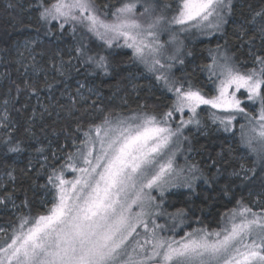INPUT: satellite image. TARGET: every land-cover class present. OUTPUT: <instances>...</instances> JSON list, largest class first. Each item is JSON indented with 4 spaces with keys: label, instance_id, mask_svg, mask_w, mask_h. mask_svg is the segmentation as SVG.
Wrapping results in <instances>:
<instances>
[{
    "label": "snow or ice",
    "instance_id": "6c2138e0",
    "mask_svg": "<svg viewBox=\"0 0 264 264\" xmlns=\"http://www.w3.org/2000/svg\"><path fill=\"white\" fill-rule=\"evenodd\" d=\"M231 8V0H178L174 15L166 19L156 14L153 4H146L137 16L136 0H129L108 20L101 17L94 0H38L36 11L44 25L55 21L61 30L71 25L73 32L76 25H82L109 48L115 44L132 49V59L159 73L156 79L163 81L175 99L163 113L127 117L106 113L90 126L77 153L69 154L65 165L48 176L55 190L51 206L35 217L21 216L12 233H5L0 264H264V216L251 208L234 209L229 226L220 231L194 229L179 240L161 235L157 229L162 231L163 226L154 221L149 229L145 219L152 214L155 200L150 190L159 189L163 196L166 186H178L174 146L185 126L200 123L201 106L227 114L211 113L225 131L237 115L247 118L248 130L240 126V140L264 171V56H255L259 67L248 71H241L226 54L214 56L212 65L206 66L216 77L212 95L190 83L185 87L165 72L172 64L162 62L169 50L160 42V34L169 31V25L179 26V31L220 30ZM256 15L264 18V12ZM258 27L264 35V19ZM121 39L123 45L118 43ZM172 40L178 42V37L173 35ZM77 51L84 54L83 47ZM178 52L175 49L167 60L177 59ZM88 62L107 73L106 56L97 53L88 56ZM241 90L248 101L258 103L257 116L242 106ZM185 110L191 113L187 120L183 119ZM174 112L181 114L175 128L171 126ZM9 150L21 149L17 145ZM65 169L76 173L75 177L66 179ZM9 199L5 196L0 204ZM172 218L183 223V210ZM140 227L148 233L142 240L137 239Z\"/></svg>",
    "mask_w": 264,
    "mask_h": 264
},
{
    "label": "trees",
    "instance_id": "16d2710c",
    "mask_svg": "<svg viewBox=\"0 0 264 264\" xmlns=\"http://www.w3.org/2000/svg\"><path fill=\"white\" fill-rule=\"evenodd\" d=\"M95 1L105 15L107 7L110 14L123 0ZM12 3H16V0H12ZM261 12H264V0H236L226 31L219 37L220 43L230 49L244 71L257 68L259 65L255 56H264V35L258 27L264 18L256 15ZM43 30L42 24L35 25L27 19L25 13L8 7L5 0H0V49L4 61V65L0 66V73L4 71L0 82V103L7 97L11 100V122L3 127L4 133L0 135V171L12 170L14 177L0 187V199L11 197L0 204V222H17V217L12 215L11 211H5L6 207L14 202L20 203L22 212L30 216L47 211L44 192L51 185L48 182L50 174L44 166L43 158H47V162L57 167L59 163L54 161L53 155L61 154L64 149H71V143H65L66 139L84 133L89 125V117L82 109H79L77 116L66 118L60 110V101L51 109L44 110L40 107L44 98L47 100L51 96L57 102L60 90L65 85L74 86L75 79L80 78L94 84L105 96V100L95 97V102L103 103L113 114L143 110V102L145 109L160 113L170 102L167 94L154 89L150 91L146 80L138 82L137 93L130 90L127 74L131 67L125 61L127 56L129 57L128 51L114 54L101 52L106 54L109 62L107 73L92 64L85 65L83 59H80L81 67L78 71L67 64L64 74L58 75L55 72L47 78L42 76L37 80L32 79L28 84L31 87H26V79L16 64L15 45L34 32L44 33ZM216 41L214 38L212 42ZM208 47L210 43L202 41L194 44L191 50L193 56L190 59L193 58L194 62L201 66L196 72L188 70L198 87H203L202 67L206 65ZM39 48L47 51L55 49V44L48 38ZM17 85L21 89L19 94ZM120 85L123 86L120 92L126 95L128 101L121 111L117 109V104L110 100ZM207 94L211 95L212 92L207 89ZM192 137L196 159L200 161L206 174L214 179L208 184L209 187L199 186L197 194L185 191L172 193L171 198L176 199L174 206L186 209L188 219L192 223L202 222L211 228H219L224 213L230 208L240 203L250 204L256 192L264 199V171L255 172L257 165L253 156L245 161L252 168L249 177L244 179L235 176L243 161L238 157L241 145L236 139L233 140L228 134L215 128H210L205 133L192 134ZM17 145L20 151L9 150ZM4 241L0 239V246Z\"/></svg>",
    "mask_w": 264,
    "mask_h": 264
},
{
    "label": "rangeland",
    "instance_id": "374dc122",
    "mask_svg": "<svg viewBox=\"0 0 264 264\" xmlns=\"http://www.w3.org/2000/svg\"><path fill=\"white\" fill-rule=\"evenodd\" d=\"M235 1L236 0H231V11H226L224 16L225 22L221 25L220 30H198L196 28H190L188 31H179V26L169 25V31H164L160 34V42L165 46L166 49L169 50L168 52H166L165 57L162 58V62L172 64L170 70L165 69L166 73H170L175 79L182 81L185 84V87H187V85L190 83L194 88H199L206 95H208L207 89L210 90L212 94H215L214 81H216V77L211 75L210 69L206 66L212 65L214 56L221 57L225 54L229 57H232V59L237 63L230 49H228L227 46L221 44L219 41V37L226 31L229 18L232 14L233 6L235 5ZM50 2H54V0H50ZM94 2L101 17L111 20V13L109 14V12H107L109 11V7H107V9L105 10L107 14V16H105L104 13L101 12V7L99 6V4L95 0ZM124 2H129V0H123L121 2V5ZM5 3L8 7L9 5H11L10 8L17 9L20 13H25L27 19L29 18L32 23H34L35 25L42 24L44 28V33L39 34L38 32H34L31 36L26 37V39L21 42H17L15 45L14 53L17 55L15 59L16 64L18 65L19 70L22 72V75L25 77L27 85L32 79L37 80L42 76L47 78L55 72L58 73V75L64 74L65 66L67 64H70L75 68V71H78L81 67L80 59H83L85 65L91 64L90 62H88V56H95L96 53L106 56V54H101V52L106 51L110 54H114L119 51H123V53L125 51H128L129 57L127 56L125 61L128 63L127 65L131 67L127 74V85L130 90L137 93L138 82L140 80H146L148 83V89L150 91L152 89L158 90L163 94H167V96L170 98V102L166 107H164L163 112L168 111L171 108L175 99L174 93L167 90V87L164 85L163 81H159L156 79V76L159 75V73L148 71V69L143 64L132 59V49L117 46L115 44L113 45V47L109 48L103 43V41L99 40L92 33L87 32V30L82 25H76L75 32H73L71 25H65L64 29L61 30L57 22L55 21L51 22V24L49 25H44L39 20L38 13L36 11L38 0H16V3H12V0H5ZM177 3L178 0H136L137 16H139V13H142L144 11V7L146 6V4H153L156 6V14L163 15L166 19H170L175 13ZM17 4L19 5V7ZM115 11L116 9L113 12ZM140 19H144V17H140ZM173 35L178 37V42L172 40ZM48 38L52 39L53 43L55 44V49H49L45 51V49L39 48L40 46H43L44 42ZM214 38H216V42H212ZM202 41L210 43V47H208L206 50V65L202 67L204 76L202 77L201 82L204 88L197 86L188 71L190 69L193 72H196L201 67L199 64L194 62L193 58H190L193 56V52L191 51L192 46ZM118 43L119 45H123V40L121 39ZM81 47H83L84 49V54H81L77 51V49ZM177 48H179V52L176 53L177 59L171 61L167 60V56L174 52ZM181 60L183 61V63L180 62ZM107 63L109 64L108 61ZM2 64L4 65V61L0 49V66ZM240 70L244 71L241 68ZM3 73L4 71H1L0 73V82L2 81L1 75H3ZM4 76H6V74H4ZM120 89H123L122 85H120V88L114 91V94L110 98L111 101L117 104V109H119V111H121L120 109L123 106L128 104L126 95L123 94L122 91L120 92ZM246 95L247 94L244 92V90H241V92L238 93V96L244 102L242 106L246 108V111L248 113H251L253 116H257L259 113L258 103L253 104L251 101H248ZM95 97L105 100V96L94 86L93 83H88L84 81V79L78 78L75 79L74 86L65 85V87L60 90L57 102H55V100L50 96V98H48L47 100L45 98L42 100V102L40 103V107H43L44 110H49L60 101V110L66 118L77 116L79 114V109H82L83 112L89 117V125L85 132H87L89 127L93 124L99 123L103 118V115L106 113H111L113 116L119 115L121 117L132 116L133 114L139 113L159 114V112L157 111L145 109L144 102L141 104L143 110L138 109L131 112L117 111V114H113L112 110L106 109L103 103L95 102ZM6 101L7 103H5ZM10 108L11 100L9 97H7L3 102L0 103V135L4 133L3 127L7 126V124L11 122ZM198 112L199 115L197 116V119L200 121V123L198 125L193 123L185 126L183 128V136H181L180 140L177 141L176 145L174 146V150L176 153L174 159V167L176 168L178 173V179L176 180V184L178 186H166V190L164 191L163 196H161L159 189L150 190L151 195L155 198V200L153 202V207L150 209L152 214L145 217V219L149 222V229L153 227L152 222L154 221L155 224L163 226L162 231L160 229H157V231L160 232L161 235L165 237H172L176 240L181 239V237H183L185 233L191 232L194 229L220 231L224 227L229 226L228 221L231 218L232 211L234 209L239 210L242 207H248L251 208L254 213L264 216V199L260 197V193L258 192L253 195L250 204L240 203L235 207L227 210L224 213L220 227L215 229L202 222L192 223L188 219L189 214L186 209L174 206V201H176V199L171 198L172 193L185 191L186 193L192 192L194 194H197L199 186L206 185L209 187L208 184L214 181V179L210 178L206 174L203 166L199 163L200 161L196 159V154L193 149L194 141L192 134L205 133L210 128H215V130L225 132L233 140L236 139L241 145L238 157L243 160V169L240 168L238 174H235V176L238 175L239 177L244 179H247L249 177L252 171L250 169L252 168H250L245 163V161L252 156L255 158L254 160L257 165L255 172H262L260 163L256 159L255 154L250 153L240 140V126L245 125V130H248V121L244 115H237L236 119L232 122L230 130L225 131L224 126L220 124L219 120H215L211 113L215 112L219 116L227 115L226 113H223L216 109H210L208 106H201V108L198 109ZM190 116L191 113L185 110L183 119L187 120ZM5 117H7V119H5ZM180 119L181 114L178 112H174L171 120V126L175 128L180 123ZM84 133L72 138H67L65 143L70 141L71 149H64L61 154L53 155L54 161L59 163L57 167H54L52 164L47 162V158H43L44 166L47 167L49 174H51L54 169L59 170L63 165H65L69 154L77 153L78 148L81 147V141L85 139ZM65 143L63 144V148L66 147ZM9 173H11V177H13L12 170H9L7 172L0 171V187H2V185L7 182L8 179H11V177H9L8 175ZM245 173H247V175H245ZM75 175L76 173H73L68 169L64 170V176L66 179H73ZM193 177H195V179H193ZM189 183L191 184V187L187 186V184ZM145 191L149 190L146 189ZM54 194L55 190L52 189V186H49L47 189H45V209H48L51 206ZM7 210L11 211L12 215L17 217V222H0V239L4 240H6L7 238L5 233L9 235L12 233L14 227L18 225L19 218L21 216H30L22 212L21 204L17 202H14L6 207L5 211ZM134 210L138 211L139 209ZM179 210H183V223H179L178 220H173L172 218L179 212ZM174 225L178 226H176L175 230L173 231ZM137 232L140 234L137 239L142 240L143 237L148 235V233H145L143 227L138 228Z\"/></svg>",
    "mask_w": 264,
    "mask_h": 264
}]
</instances>
